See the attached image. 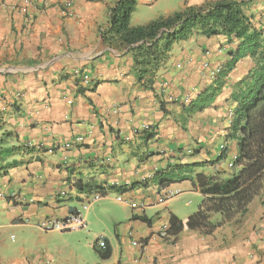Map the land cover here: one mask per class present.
<instances>
[{
    "label": "crops",
    "instance_id": "crops-1",
    "mask_svg": "<svg viewBox=\"0 0 264 264\" xmlns=\"http://www.w3.org/2000/svg\"><path fill=\"white\" fill-rule=\"evenodd\" d=\"M65 1L72 3L67 17L61 13ZM212 1L135 0L129 24L144 26ZM234 1L243 2L254 26L264 30V0ZM115 3L0 0L5 6L0 7V150L7 154L0 162L5 197L0 200V264H66L52 251L62 234L42 232L38 223L62 220L80 212L91 196L106 199L116 194L112 187L133 184L117 194L121 202L115 198L130 210V222L114 239L98 238L110 249L108 259L97 256L98 239L92 243L100 261L95 264H264V190L236 222L209 235L184 229L171 244L162 238L169 217H181L171 207L177 196L165 200L163 195H201L188 181L165 189L152 182L174 164H197L194 173L221 178L236 172L228 168L237 154L236 140L227 138L235 108L231 97L253 61L240 60L213 102L189 115L185 105L213 86L207 71L221 68L235 44L198 36L176 43L144 89L131 55L101 40ZM82 75L89 76L88 85ZM143 126L154 128L153 139L132 135ZM76 137L82 138L80 144L73 142ZM65 143L71 146L65 149ZM220 145L226 147L224 164L218 159ZM145 180L147 185H137ZM94 204L83 212L86 222Z\"/></svg>",
    "mask_w": 264,
    "mask_h": 264
},
{
    "label": "trees",
    "instance_id": "trees-1",
    "mask_svg": "<svg viewBox=\"0 0 264 264\" xmlns=\"http://www.w3.org/2000/svg\"><path fill=\"white\" fill-rule=\"evenodd\" d=\"M134 9L135 0H116L109 11V26L100 35L103 44L122 48L131 55L136 81L144 89L151 87L160 63L176 43L198 36L206 39L223 37L227 44H235L227 51L228 60L214 77L213 86L185 105V113L189 115L201 112L213 102L225 78L240 60L249 57L254 64L231 97L235 108L227 138L236 140V172L221 178L219 174L194 173L197 164H174L152 177L159 189L188 181L202 197L197 211L186 221L173 215L169 217V226L161 237L174 244L184 229L209 235L217 228L241 219L249 204L264 190V30L254 26L252 17L245 13L243 2L234 0H215L199 7H186L140 27L129 24ZM155 134L154 128L149 127L135 136L149 141ZM2 143L0 139V145ZM225 154L226 147L218 159H223ZM6 155V151L0 150V162ZM147 183L145 180L137 185ZM135 186L133 184L128 189L112 187L111 191L122 194ZM139 220L147 222L145 218ZM94 250L101 260L110 257L107 247L104 250L94 247Z\"/></svg>",
    "mask_w": 264,
    "mask_h": 264
},
{
    "label": "rangeland",
    "instance_id": "rangeland-1",
    "mask_svg": "<svg viewBox=\"0 0 264 264\" xmlns=\"http://www.w3.org/2000/svg\"><path fill=\"white\" fill-rule=\"evenodd\" d=\"M142 131L144 130L138 129V133ZM221 162L224 164V159ZM116 197L117 194H112L94 204L87 216V230L59 232L62 236L57 238L56 246L52 251L57 253L62 262L66 264L100 262L91 248L92 243L101 236L114 239L125 224L130 222L128 221L130 210L128 212L115 202ZM175 199L171 207L178 212L181 220L196 212L202 201V197L189 192H183Z\"/></svg>",
    "mask_w": 264,
    "mask_h": 264
},
{
    "label": "built area",
    "instance_id": "built-area-1",
    "mask_svg": "<svg viewBox=\"0 0 264 264\" xmlns=\"http://www.w3.org/2000/svg\"><path fill=\"white\" fill-rule=\"evenodd\" d=\"M71 1H65L62 5V14L64 16H69L71 14L70 10H71ZM0 7L5 8L4 5L0 4ZM13 9V8H12ZM15 11V9H13ZM208 69V64H204L203 65V69ZM221 68L220 67H216L214 69H209L207 72L209 73L210 77L214 78L216 76V74L219 72ZM81 81L83 83V85H88L90 83V78L88 75H82L81 76ZM149 128V126H143L141 127L142 130H147ZM132 135H137L138 134V130H132L131 131ZM73 142L75 144H80L82 142V138L81 137H76L74 138ZM71 145L69 143H65L62 145L63 148H69ZM220 151H223L225 149L224 145H220ZM48 153H52V149H49L47 151ZM234 160L235 158H233V160H231V162L228 164V168L232 169L234 168ZM179 193L178 192H168L166 194L163 195V197L165 198V200L174 198L176 196H178ZM5 197L0 194V200H4ZM101 200V195L100 194H95L93 196L90 197L89 201L85 204L82 205L81 211L80 212H75L73 214L68 215L67 217H65L62 220H43L41 222L38 223L37 227L39 230H41L42 232H67V231H78V230H83L86 229V221L83 217V212H86L89 207L93 204L96 203L98 201ZM116 201L117 202H121L122 199L121 197L118 195L116 197ZM96 246L98 249L100 250H104L106 249V243L103 239H98L96 241ZM132 246L138 249H142L143 248V244L141 242H133Z\"/></svg>",
    "mask_w": 264,
    "mask_h": 264
}]
</instances>
